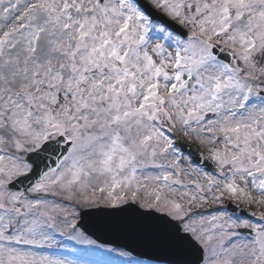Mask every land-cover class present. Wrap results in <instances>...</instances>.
Returning a JSON list of instances; mask_svg holds the SVG:
<instances>
[{
	"label": "snow or ice",
	"instance_id": "6c2138e0",
	"mask_svg": "<svg viewBox=\"0 0 264 264\" xmlns=\"http://www.w3.org/2000/svg\"><path fill=\"white\" fill-rule=\"evenodd\" d=\"M0 264H264V0H0Z\"/></svg>",
	"mask_w": 264,
	"mask_h": 264
}]
</instances>
